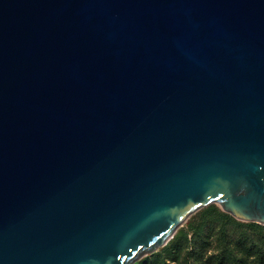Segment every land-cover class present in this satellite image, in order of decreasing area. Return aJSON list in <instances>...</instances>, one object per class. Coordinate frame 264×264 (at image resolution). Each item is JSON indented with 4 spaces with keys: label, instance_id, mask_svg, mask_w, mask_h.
<instances>
[{
    "label": "water",
    "instance_id": "1",
    "mask_svg": "<svg viewBox=\"0 0 264 264\" xmlns=\"http://www.w3.org/2000/svg\"><path fill=\"white\" fill-rule=\"evenodd\" d=\"M213 202L264 223V0H0V264H134Z\"/></svg>",
    "mask_w": 264,
    "mask_h": 264
},
{
    "label": "rangeland",
    "instance_id": "2",
    "mask_svg": "<svg viewBox=\"0 0 264 264\" xmlns=\"http://www.w3.org/2000/svg\"><path fill=\"white\" fill-rule=\"evenodd\" d=\"M221 228L227 229L230 238L218 239ZM242 236L264 246V223L238 219L213 202L191 214L164 245L146 253L134 264H215L208 260L209 256L225 251L226 245L235 255L226 254L236 258L238 264H264L260 255L252 251L255 248L245 249L238 243Z\"/></svg>",
    "mask_w": 264,
    "mask_h": 264
},
{
    "label": "trees",
    "instance_id": "3",
    "mask_svg": "<svg viewBox=\"0 0 264 264\" xmlns=\"http://www.w3.org/2000/svg\"><path fill=\"white\" fill-rule=\"evenodd\" d=\"M256 227H262L261 225L257 224V223H253ZM194 233V231H193ZM237 235V234H236ZM231 235H229L227 229L224 230V228H221L220 234H219V238L221 237H225V238H230ZM238 243L242 244V246L245 249H253L252 251L257 252L258 255H260L261 260L264 262V246L259 244L258 245L255 243V240H249V238H246L245 236H242L238 239ZM230 247L226 245V250L225 251H221L218 254H212L209 256L208 260L213 261L215 264H238L236 258L232 259V257L230 258L229 255L234 257V253L233 250H229ZM228 253V254H226ZM164 264H170V263H164Z\"/></svg>",
    "mask_w": 264,
    "mask_h": 264
}]
</instances>
